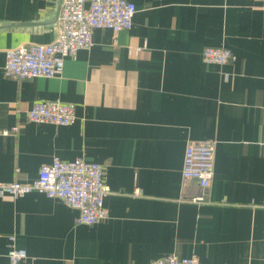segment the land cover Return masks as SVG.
Instances as JSON below:
<instances>
[{"label": "crops", "instance_id": "1", "mask_svg": "<svg viewBox=\"0 0 264 264\" xmlns=\"http://www.w3.org/2000/svg\"><path fill=\"white\" fill-rule=\"evenodd\" d=\"M129 1L131 29L95 28L59 74L18 81L6 50L51 42L61 0H0V182H31L56 155L101 163L108 186V218L91 226L40 192L0 196V264L11 235L19 264H264V0ZM206 45L235 58L204 62ZM53 99L75 104L71 124L27 120ZM207 140L214 177L191 202L184 150Z\"/></svg>", "mask_w": 264, "mask_h": 264}, {"label": "built area", "instance_id": "2", "mask_svg": "<svg viewBox=\"0 0 264 264\" xmlns=\"http://www.w3.org/2000/svg\"><path fill=\"white\" fill-rule=\"evenodd\" d=\"M56 17V35L49 43H23L5 52L3 74L14 80L35 77L52 78L59 74L66 57L74 56L79 49L92 45V31L108 28L114 33L131 29L136 6L129 0H61ZM202 60L222 66L235 56L226 47L206 45L201 51ZM230 73L223 72L224 80ZM75 104L60 100H36L26 109L28 121L69 125L75 119ZM6 132V131H4ZM215 142L190 141L184 150L181 174L185 179H194L200 188V195L192 202H205L207 190L214 177ZM101 163L86 161L80 157L63 161L54 156L51 162L43 164L35 180L31 182H0V196L21 197L36 192L48 198L58 199L71 209H76L78 222L91 226L108 218L104 206L107 195ZM135 189L134 193L139 194ZM264 208V202L260 204ZM9 238L7 264H19L26 257L25 249L16 248L14 236ZM149 264H200L196 255L176 257L168 254L152 259Z\"/></svg>", "mask_w": 264, "mask_h": 264}]
</instances>
